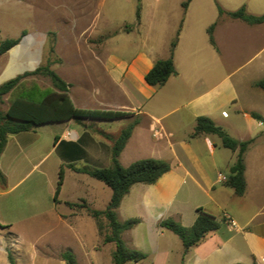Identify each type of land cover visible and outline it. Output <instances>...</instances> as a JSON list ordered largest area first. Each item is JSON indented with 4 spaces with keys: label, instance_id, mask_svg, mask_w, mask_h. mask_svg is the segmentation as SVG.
<instances>
[{
    "label": "crops",
    "instance_id": "crops-1",
    "mask_svg": "<svg viewBox=\"0 0 264 264\" xmlns=\"http://www.w3.org/2000/svg\"><path fill=\"white\" fill-rule=\"evenodd\" d=\"M158 1L167 0H148L147 9H141L140 20L136 21L139 26L136 42L115 48L86 45L87 51L75 44L72 57L78 61L81 76L77 81H72L66 73L61 77L71 85L69 94L76 108L118 112L123 114L121 117L89 118L81 124L71 120L8 137L0 158V171L5 178L4 184L0 182V197L17 187L48 156L55 155V159L40 172L33 185L9 201H0V264H10L7 233H12L13 217L23 219V213L19 212L28 205V198L36 195L40 199V193L45 194L48 206L41 213L27 211L30 215L25 220L41 217L51 210L56 212L59 173L63 169L65 174L66 166L71 169L78 189L65 202L81 201L87 208L77 210L67 205L65 214L56 212L53 237L70 243L65 248L52 243L47 246L54 253L71 250L78 264H96L90 251L98 250L100 243L105 245V234H100L97 220L89 210L104 211L109 202H104L101 184L71 167L78 164H82V169L111 167L112 148L117 139L110 128L117 124L119 131L133 123L136 124L132 135L119 156L120 164L127 168L138 160L156 159L169 163L171 168L152 185L132 186L117 210L120 222L140 220L122 238L127 247L146 255L139 263L126 264H264V90L256 86L264 79V23L250 26L219 15V8L235 12L245 6L248 14L261 16L264 0H191L186 9L182 5L187 0H168L166 11L155 9ZM2 18L0 13V25ZM213 24H216L215 46L208 35ZM1 31L0 43L20 39L24 28L17 29L11 38ZM178 31L173 57L177 74L164 86L148 85L146 75L157 61L169 58ZM38 39L39 36L32 41ZM20 43L22 40L0 55V86L38 68L37 62H25L34 47H23ZM128 49L130 56L118 54ZM66 66L62 60L53 63L52 69L59 74ZM21 83L2 98L6 111L14 93L13 98L33 87L24 88ZM200 117L209 118L235 140L253 141L244 159L243 196H237L226 182L219 180V174L228 178L237 152L224 148L215 135L194 136ZM156 122L162 127L164 137L153 141L151 129ZM95 124L108 127L103 131L92 126ZM28 166L32 170L27 174ZM65 183L64 178L59 195ZM198 209L214 216L220 222V229L184 255L180 239L162 229L160 223L173 219L191 228ZM227 217L236 221V228H231ZM56 228H63L64 232ZM54 253L45 257L35 250L22 251L15 262L66 264L61 257H54Z\"/></svg>",
    "mask_w": 264,
    "mask_h": 264
},
{
    "label": "trees",
    "instance_id": "trees-1",
    "mask_svg": "<svg viewBox=\"0 0 264 264\" xmlns=\"http://www.w3.org/2000/svg\"><path fill=\"white\" fill-rule=\"evenodd\" d=\"M187 0L182 7L187 8L189 2ZM141 7L136 12L137 21L140 20ZM220 16H227L232 20H240L250 26L260 25L264 23V14L261 16H253L247 13L245 6L235 12H226L219 8ZM216 24L208 29L210 43L215 46L214 30ZM179 31L170 47V56L166 60H159L155 63L152 70L146 75L145 81L153 87L164 86L170 77L177 74L174 65V52L178 43ZM20 39H8L0 43V55L5 54L16 45ZM55 40L51 41L50 53L55 52ZM53 62L48 61L45 65L39 66L33 72H26L22 76L10 80L0 86V106L3 104L2 98L15 90L22 79L28 76L40 75L51 81V90H42L37 86H33L25 92L16 96L8 107L7 111L0 109V158L3 154L8 137L20 133L31 132L38 127L65 123L71 120L81 124L86 119H115L123 114L118 112H106L100 110H81L74 106L70 98L71 85L66 83L56 71L52 69ZM256 86L264 90V79L260 80ZM254 117L262 120L256 114ZM136 123L126 127L120 137L116 140L112 148V165L103 169H75V171L87 174L93 179L102 182L112 191V196L107 208L104 211H91V215L97 220L98 229L102 233V218L107 221L110 229L108 234L104 236L105 244H114L113 264L139 263L146 259V255L140 251L130 249L126 246L122 235L136 227L139 219H128L120 222L117 217V210L129 193L132 186L136 184L152 185L156 183L164 174L170 171V164L156 159H142L134 162L129 167H123L119 162V156L130 139ZM196 135H215L220 138L222 146L233 152H237L235 162L230 167L229 176L226 186L232 188L237 196H243L246 192L245 181V154L248 151L252 140L238 141L229 136L222 128L206 117L197 119L194 130ZM64 180V170L59 173L58 189L55 199L59 195ZM0 182L5 183V178L0 171ZM198 216L191 228L183 227L179 222L173 219H166L160 223L162 229L168 230L175 234L182 242L184 255L193 247L198 246L210 234L220 229V222L212 215L206 213L203 209L197 210ZM62 260L66 264H78L75 255L71 251H65L60 254ZM10 264L15 261L9 256Z\"/></svg>",
    "mask_w": 264,
    "mask_h": 264
},
{
    "label": "rangeland",
    "instance_id": "rangeland-1",
    "mask_svg": "<svg viewBox=\"0 0 264 264\" xmlns=\"http://www.w3.org/2000/svg\"><path fill=\"white\" fill-rule=\"evenodd\" d=\"M147 1L148 0H0V13L3 17V24L0 25V31L3 29L1 34L5 35L7 38H11L17 29L24 28V32L20 37V41L22 40L20 45H23V47H34L32 54L26 58L25 62L28 64L37 62L36 66L39 67L45 65L48 61L61 63L62 60H64L67 66L64 67V72H62V70L59 71L60 77H65L66 73L73 79L72 81H77L81 76V72L77 67L78 61L72 57L74 50H76L75 44H80V49L82 51H87L86 45H108L111 48H115L123 43L129 44V42H136L139 39V26L138 23H136V12L139 6L142 10H146ZM167 1H158L155 5V9L158 11H166L168 9ZM33 33L39 36V39L35 42L32 40L38 36ZM53 38L58 47V53L56 52V45L55 52L50 53L51 41ZM71 45L74 46L72 47ZM20 51H22L21 48ZM118 54H123L124 57H128L131 52L128 49L124 52L119 51ZM21 82L24 88H29L33 85L45 90L52 87L51 81L40 75L28 76L22 79ZM75 86H77L76 83ZM14 95H16V93H14ZM14 95L9 99V102L14 99ZM92 101L94 102V100ZM0 109L6 111V106H0ZM92 126L101 128L103 131H106L108 127L104 124H95ZM113 126V128H110V131L115 135L116 139H118L124 129L118 131L117 124ZM43 132L45 131L40 133L42 137H44ZM152 140L155 141L157 139ZM54 159L55 155L48 156L47 160L41 162L34 170H32V167L28 166L26 173L28 174L31 170L32 172L13 190L6 191V195L0 197V201H9L22 189L27 188L29 185H33L37 177H39L40 172H43L49 162H53ZM76 167L72 166L71 168L77 170L82 169V164H78ZM70 170L69 167H65L64 178L66 179V185L63 192L57 196V213L63 212L65 214L68 210V206L77 210L87 208L81 201L77 202L76 200L74 204H67V202H65L68 199L67 197H71V193H76L78 189L74 185L73 173ZM90 180L103 186L104 202H110L112 196L111 189L95 179ZM41 194L42 193H40L41 201L36 195L30 197V199H32L30 203V199L28 198L27 204L31 207L28 205H26V207L23 206L22 212H19L23 213V219L22 217H11L14 225L10 228L12 233H7L8 245L6 251L14 261L18 260L22 251L30 253L35 250L38 253H42L45 257H50L51 253L54 252L47 246V243H52L56 247L62 246L63 248L69 246L70 242L56 241V238L54 239L53 237L55 234H52V231L55 229L56 223V212L53 210L41 215V217L25 220V216L30 215V213L33 214L34 212L38 213L39 210V213H41L44 206H48L46 195ZM50 200H52V198ZM35 206H37L38 209H36ZM36 210L38 211L36 212ZM27 211H30V213ZM17 213L16 211L12 215H16ZM56 230L64 232L63 228H56ZM109 232L110 229L107 226V221L104 220L102 223V233L108 234ZM114 250V244H105L103 246V244L100 243L99 249L90 251V255L96 264H113ZM59 255L60 253H54V257H60Z\"/></svg>",
    "mask_w": 264,
    "mask_h": 264
},
{
    "label": "built area",
    "instance_id": "built-area-1",
    "mask_svg": "<svg viewBox=\"0 0 264 264\" xmlns=\"http://www.w3.org/2000/svg\"><path fill=\"white\" fill-rule=\"evenodd\" d=\"M151 132H152L153 139L159 140L164 137V131L162 127H160L158 122H156V125L152 127ZM219 180L225 183L227 181V177L224 176L223 174H219ZM227 221H228V224L231 226V228L237 227L236 221H234L230 217H227Z\"/></svg>",
    "mask_w": 264,
    "mask_h": 264
},
{
    "label": "water",
    "instance_id": "water-1",
    "mask_svg": "<svg viewBox=\"0 0 264 264\" xmlns=\"http://www.w3.org/2000/svg\"><path fill=\"white\" fill-rule=\"evenodd\" d=\"M32 71V70H31Z\"/></svg>",
    "mask_w": 264,
    "mask_h": 264
}]
</instances>
